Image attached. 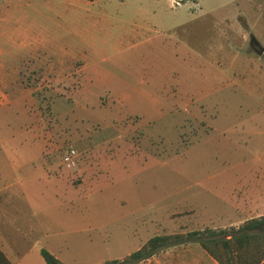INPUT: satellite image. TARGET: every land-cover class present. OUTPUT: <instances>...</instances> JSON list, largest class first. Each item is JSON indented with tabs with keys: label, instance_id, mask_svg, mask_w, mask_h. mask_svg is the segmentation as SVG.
<instances>
[{
	"label": "rangeland",
	"instance_id": "1",
	"mask_svg": "<svg viewBox=\"0 0 264 264\" xmlns=\"http://www.w3.org/2000/svg\"><path fill=\"white\" fill-rule=\"evenodd\" d=\"M253 207L264 212V0H0L12 264H44L40 249L102 264L153 235L236 228Z\"/></svg>",
	"mask_w": 264,
	"mask_h": 264
},
{
	"label": "trees",
	"instance_id": "2",
	"mask_svg": "<svg viewBox=\"0 0 264 264\" xmlns=\"http://www.w3.org/2000/svg\"><path fill=\"white\" fill-rule=\"evenodd\" d=\"M188 241L197 242L217 264H264V215L248 218L236 228L227 230L204 228L153 235L122 259H112L102 264H136L162 248ZM39 254L44 264H61L45 249H40ZM0 264H11L1 249Z\"/></svg>",
	"mask_w": 264,
	"mask_h": 264
},
{
	"label": "crops",
	"instance_id": "3",
	"mask_svg": "<svg viewBox=\"0 0 264 264\" xmlns=\"http://www.w3.org/2000/svg\"><path fill=\"white\" fill-rule=\"evenodd\" d=\"M256 210H260V207H253L251 211H254V214L249 218L264 215V212H256ZM0 249L2 250L1 246ZM158 251L161 252L159 256L155 257V253L150 256V258L155 257V264H217L195 241L170 245ZM3 253L8 256L4 251Z\"/></svg>",
	"mask_w": 264,
	"mask_h": 264
},
{
	"label": "built area",
	"instance_id": "4",
	"mask_svg": "<svg viewBox=\"0 0 264 264\" xmlns=\"http://www.w3.org/2000/svg\"><path fill=\"white\" fill-rule=\"evenodd\" d=\"M75 158H76L75 150L71 147H68L62 154L61 160L66 167L72 168L75 166Z\"/></svg>",
	"mask_w": 264,
	"mask_h": 264
},
{
	"label": "water",
	"instance_id": "5",
	"mask_svg": "<svg viewBox=\"0 0 264 264\" xmlns=\"http://www.w3.org/2000/svg\"><path fill=\"white\" fill-rule=\"evenodd\" d=\"M252 43H254L255 45H257V47H258V49L256 50L257 53L260 54L261 52H263V48H259L258 44L256 43V41L253 38H251L250 41H249V44L250 45H252Z\"/></svg>",
	"mask_w": 264,
	"mask_h": 264
},
{
	"label": "flooded vegetation",
	"instance_id": "6",
	"mask_svg": "<svg viewBox=\"0 0 264 264\" xmlns=\"http://www.w3.org/2000/svg\"><path fill=\"white\" fill-rule=\"evenodd\" d=\"M251 47H252L253 49H256V48H257V45H255L254 43H252Z\"/></svg>",
	"mask_w": 264,
	"mask_h": 264
}]
</instances>
